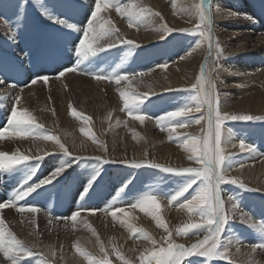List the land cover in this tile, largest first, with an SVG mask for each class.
<instances>
[{"label":"rangeland","instance_id":"rangeland-1","mask_svg":"<svg viewBox=\"0 0 264 264\" xmlns=\"http://www.w3.org/2000/svg\"><path fill=\"white\" fill-rule=\"evenodd\" d=\"M192 1L198 3V0H139L141 6L151 8L153 12L160 13V16L146 17L139 28L129 27L127 20L121 14H119L120 18L118 14L111 13L108 19L112 25L119 29L120 34L126 39L134 40L140 47L132 51L131 54H129V49L124 45L109 48L104 52H99L97 56L91 57L85 64L90 66L94 71H111V68H114L116 64H120L123 61L121 68L123 74L127 71L147 70L152 68L153 65L162 64L165 61H167L168 67L178 59L188 60L190 69H188L189 72L187 74L190 77L188 76L189 78L186 81L180 78L181 80L173 79L167 83L161 75L162 68L157 67L150 72H146L145 76H138L139 78L129 77L132 84L127 81L120 83L122 85L127 84L128 89H130L129 92L139 93L141 97L144 94L148 95L150 99L142 107L147 110L149 115L158 116L166 111L174 110L187 101L189 93L181 91V89H189L196 82L200 67L204 63V58L207 55V47L204 45L205 47L197 48L198 50L193 51L191 55H187L188 49L193 46L194 41L197 39L195 35L181 36L178 32H174L171 36H168L167 40H161L160 33L155 29L159 28L165 22L169 27L174 29L193 28L198 23V20L195 17L192 18L185 15L182 11V7L193 3ZM125 2L132 3L133 0H125ZM154 2H157L158 5ZM175 2L176 4L180 2L177 4V7ZM213 5L221 11L214 15V23H216L215 37L221 48L223 47V56L218 61L219 68L216 69L213 78H216L218 75L217 90L221 96L222 111L237 115L264 116V113H255L235 103L238 101V98L245 100L249 95L255 93L261 88L260 83L264 81V35L262 34L264 33V0H213ZM93 7L94 0H86V2L85 0H0V20L2 21L3 19V24L8 28V35H4V38L8 39L12 31L15 33L11 47L7 49L3 48L0 41V78L5 77V83L14 88H19V86L27 88L31 86V95L34 96V107L37 109L32 114L36 117L37 122L43 124L45 129L51 133H53V129L48 128L50 122L49 120L44 121V117L51 113L50 116L56 118L63 110V107H65L68 110L66 115H69L70 120L74 121L77 125V133L80 136H86L87 139L91 140L92 136H95L97 138L95 141L97 144L103 141L107 148H109V141L107 140L111 138V134L116 135V133L113 134L112 132H115L116 127L119 125V127H122L121 130H124L128 142L131 141L132 144H137L135 145V147L138 146L136 149L141 151V153H147V155L145 158L130 159L128 156L130 155L129 153L126 154L128 157H122L121 154L116 152V149L109 150L110 152L107 156L102 153L80 155L72 152L74 156L86 158L103 157L117 162L98 165L95 159H82L74 163V167L67 168L64 173L53 180L52 183L48 184V186L45 185L41 189H38L37 191L42 193L41 196L36 197V193H33L24 201L19 202L20 205H35L39 208L42 206L40 209L46 214L48 213L47 215L52 218L70 217L77 209L81 208L101 209V211H96L95 213L81 211V215L75 223L71 220L57 219L58 221H50L42 224L37 219L31 218L27 212L20 213L14 208L8 209L10 211L6 212V214L11 213L10 215H14L16 220L10 219V215L4 216L5 211L4 213H0V218L4 219L5 226L19 239L25 240L26 242L33 239L32 241L38 245V250L46 254L51 264H88V261L76 252L75 245L77 242L79 244L81 243L80 247L83 250L92 254L93 261L103 257L104 253L100 250V245L103 244L104 251L108 253V259L111 264H123L120 256L130 260L132 264H140V253L145 248H150L151 243L137 238L127 227L123 226L120 223V220L123 219L119 213V220H117L111 216L110 212L105 213L102 209L106 206H130L135 198L145 192L154 191L159 194L170 193L183 183V177L164 173L161 169L147 166L139 168L132 167L129 164L120 163L119 161H151L162 166L178 168L196 165L187 159L189 153L185 154L184 149L182 147L179 148V144L175 141V138L169 140L167 132L161 131L154 119H146L143 125L134 119H132L133 123H129L127 118L131 116L124 110L123 100L117 99L118 95L116 96L112 90L114 88L112 86L116 83L110 82L109 80L98 81L90 75L80 74L79 72H65L64 76L59 77V72L75 66L76 57L74 49L78 47L79 40L82 38V31L79 32L78 28L83 30L86 27ZM162 12L163 14L165 13V18L162 16ZM230 12L240 15L231 16L229 15ZM245 13L251 16L252 19L245 18L243 15ZM161 17H163V20H161ZM56 19L64 20L65 24L51 22V20L54 21ZM216 20L218 21L216 22ZM68 24L77 26L78 28L76 30L69 29L67 27ZM216 26L219 29L216 30ZM129 29L133 30V33L128 34V32H125ZM150 32L154 35L151 36ZM157 33L159 35H156ZM248 34L251 35V40L248 38ZM0 40H2L1 36ZM42 45L53 46L59 53L58 59L52 62L37 63V57ZM96 46L94 45V47ZM201 48L202 50L199 51ZM201 55L203 56L202 59L200 58ZM182 56L183 58H181ZM35 76H48L49 80L47 83L40 80V82L32 86L31 79ZM149 79L150 81H148ZM155 83L158 85H155ZM249 85L251 89L248 88ZM166 89L176 90L166 91ZM1 98L0 101L3 100ZM119 102H122L121 104L123 105L120 109L125 114L121 119L117 116L113 117L114 109ZM11 106L13 107L14 104L11 103ZM105 108L109 110L108 117H111L109 119H105L106 117L102 116ZM7 109H0V129L6 125L10 116L12 108L9 107ZM73 109L81 113L82 116L91 117V119L85 123L82 119L73 117L71 115ZM191 115L199 117L201 113H193ZM5 120L6 123L3 124ZM150 122L155 123L154 130L150 129ZM64 124L67 125L66 120H64ZM206 127V124L204 126V123L201 121L200 125H191L182 129L176 128L175 135L202 137L205 135V131L202 129H206ZM226 127L232 130L234 136L237 137L236 140L239 139L237 141L244 139L247 144L253 145L258 150V153L264 157V121H229L226 122ZM82 128L90 130L91 135H85L81 131ZM59 132L60 129L54 127L55 135L61 137ZM119 141L117 140L116 143L118 146L120 145ZM61 142L71 152L69 144L63 141ZM166 146L175 151L179 150L181 156L179 153L174 152V160L171 158L168 162L162 159L159 153ZM228 151L235 154V161L237 162L243 161L247 163L249 161L241 160L242 158L240 157L242 154L239 153V150L229 149ZM49 153L54 154L45 155V158L39 162L37 172L30 183H35L39 179L47 177L58 164L64 162V157L59 151L55 150ZM28 163H33L32 165L37 164L36 161H29ZM17 167L23 168V165ZM97 167L100 168V175L92 183V187L85 191L88 180ZM232 171L229 172L230 176L237 177L248 188L259 189L256 185L255 187L251 186L253 183L251 182L252 178L249 174ZM260 174L261 179L264 180V163L260 167ZM23 176L24 172L22 171L4 172L0 170V202L6 201L13 194V189L19 186V182ZM129 180L131 183H127ZM261 185L262 183L258 186ZM193 187L195 188L196 186L194 185ZM221 187L224 189L222 194L225 198L226 209L230 205L227 196L232 194L238 197L240 206L246 212L250 213L257 221H264V190L249 192L241 189L238 185L232 184H225ZM99 189H102L104 192L101 193ZM191 191L190 189L189 192ZM185 195H188V193ZM33 197H36V199H33ZM162 201L166 202L167 200L163 199ZM160 203V214L169 230H174L176 227L189 222L186 210L178 209V215H176L177 209L173 211L171 209L169 210L166 205L162 204V202ZM169 206L171 208H178L177 203ZM136 209L138 217L136 216L134 220H129L130 222L134 223L137 228L144 229L148 234L155 237L156 240H160L162 236L166 235L164 230L156 224L150 215L142 212L139 208ZM140 215L142 221L139 219ZM32 219L35 220L36 225L34 223L31 224L30 221ZM114 221L116 222L115 224H113ZM106 222L111 227L106 225ZM193 222H200L199 218L194 217ZM89 225L91 226L90 228ZM92 228L95 229V235L91 231ZM21 234H23V237ZM225 235L232 236L233 241L239 239L240 244L243 243L244 245L250 246L251 244L264 240V226L249 227L236 218L230 221L229 227L226 226ZM173 238L176 243L184 244L185 246L196 242V240L191 242L196 237L176 236L174 231ZM199 238H202V235ZM73 240L74 243H72ZM117 250L120 256L116 255ZM52 252H55V255H52ZM0 255L3 256L2 253ZM228 256V260H213L208 261L207 264H229L230 261H234V264H242L232 253L229 252ZM30 259L26 258L25 264H29ZM190 259L199 260L204 264L203 258L191 257Z\"/></svg>","mask_w":264,"mask_h":264},{"label":"snow or ice","instance_id":"snow-or-ice-1","mask_svg":"<svg viewBox=\"0 0 264 264\" xmlns=\"http://www.w3.org/2000/svg\"><path fill=\"white\" fill-rule=\"evenodd\" d=\"M86 2V0H85ZM175 6V4H174ZM114 9L120 13L128 22L129 27H137L145 21L148 16H160V13L153 12L151 8L143 7L139 4V0H133L132 3L125 0H94V7L91 10L90 17L86 27L81 30L77 26L68 24L69 29L82 31V38L79 40L78 47L74 49L76 62L74 67L66 68L59 72V77L65 75V72H79L94 77L96 80H109L119 85L122 81L131 83L129 77L144 76L146 72H150L157 67L166 68L167 61L162 64L153 65L152 68L142 71H127L122 74L121 68L123 61L116 64L111 71H94L90 66L86 65L91 57L97 56L99 52H104L109 48H115L124 45L129 49V54L139 48L140 45L134 40L126 39L120 34L119 29L112 25L109 19L101 16L102 12ZM182 11L189 17H195L198 23L191 29H174L168 24L162 23L159 28L155 29L160 33L161 40H167L174 32H178L181 36L195 35L197 39L193 46L187 51V55H191L193 51L204 45L207 47V55L204 63L200 67L199 76L195 83L189 89H181L189 93L187 101L174 110L166 111L158 116H151L142 106L150 98L147 94L142 97L139 93L129 92L127 90H119V94L124 102V110L134 120H138L141 124L146 119L155 120L160 130L167 132L169 140L175 141L189 153L187 159L192 161L196 166L191 167H172L162 166L151 161H119L120 163L129 164L132 167H151L161 169L164 173L178 175L183 177V183L170 193L159 194L154 191L145 192L134 199L130 204L132 209L139 208L142 212L150 215L156 224L162 228L166 235L160 240L148 234L144 229L137 228L132 222L120 220V223L137 238L149 241L150 248H145L140 253V264H202L199 260L190 259L191 257L203 258L204 264L208 261L229 259V251L233 245V237L225 235L226 226H230V221L238 218L241 223L249 227L264 226V221H257L250 213L246 212L241 206L237 196L229 194L227 200L230 202V208H225V198L222 196L224 189L221 187L225 184L238 185L241 189L249 192H257L260 189L248 188L243 181L237 177L230 176L229 172L233 168H243V161H235V154L228 151V147H237L234 141V134L230 128L226 127L229 121H264V116L253 115H237L222 111L221 96L217 90V79L213 78V73L219 68L218 61L223 56V49L214 35V15L218 13L219 8L213 7V0H198V3L184 5ZM229 15L237 16L238 13L230 12ZM245 18L251 20L248 14H243ZM163 20V17H161ZM56 23L65 24L62 19L54 20ZM15 33L8 36L10 40L14 39ZM99 41H104L99 43ZM94 45H97L94 47ZM27 55V53H25ZM59 57L58 51L50 45H42L37 57V63L52 62ZM183 58V57H181ZM82 65H84L82 67ZM40 80L48 82V76H35L31 79V84H36ZM0 83L3 79L0 78ZM176 89H166V91H175ZM21 92L23 89L20 90ZM155 94V93H153ZM21 103V97L18 94L14 99V106L11 109L10 116L6 125L0 129V138H19L30 139L35 141H51L57 146V151L62 153L64 162L58 164L47 177L39 179L35 183H30L35 176L38 164L45 158V155L54 153H45L44 155H25L18 150L9 154L0 151V170L4 172L22 171L24 176L19 182V186L13 189V194L3 202H0V209L14 208L20 213L27 212L31 217L39 213L41 209L35 205H20V201H24L27 197L36 193V197L42 195L38 192L43 186L53 182L57 177L71 168L74 163L82 159H95L98 165L116 163L115 160L105 159L103 157H80L74 156L68 150L61 139L46 130L44 125L38 123L36 117L29 111L27 107H18ZM193 113H201L199 117H194ZM71 115L75 118L82 119L87 123L91 117H84L76 111L72 110ZM201 121H206L205 135L202 137L195 136H177L176 128H187L191 125H200ZM11 130V131H10ZM85 135H91L90 130L81 129ZM95 142L97 138L92 136ZM105 152L107 146L103 141L99 142ZM239 149L241 152H247L250 156L258 150L244 139L239 141ZM39 151V150H38ZM147 155V153H145ZM29 161H36L37 164H29ZM23 165V168L17 166ZM100 175V168L97 167L91 175L85 187V191L92 187V183ZM127 183H131L129 180ZM196 186L195 188L193 186ZM192 190L189 192V190ZM46 190V189H45ZM188 193V195H185ZM83 195V194H82ZM33 197V199H36ZM182 198V199H181ZM166 199L169 205L177 203L181 210L188 213L189 222L182 226L169 230L161 217L160 201ZM81 211L95 213L101 209H77L70 217H56V219L71 220L73 223L81 215ZM105 213L110 212L114 219L119 220L118 213H123L125 217L129 215L124 207L106 206L102 209ZM50 214V213H49ZM198 217L200 222H193V218ZM31 223H35L32 219ZM91 226L89 225V228ZM95 235V229H91ZM173 231L176 236L180 237H197L195 243L188 246L176 243L173 238ZM202 235V238H199ZM97 239H99L97 237ZM239 239L236 240L237 251H239ZM250 252L256 249L264 250V240L249 246ZM76 252L84 257L88 264H111L108 259V253L104 251L103 244L100 250L104 253L103 257L95 261L92 260V254L83 250L79 242L75 245ZM0 253L6 259L8 264H25L26 258H31L29 264H51L46 254L38 250L36 243H28L19 239L9 228L5 226V221L0 218ZM55 255V252H52ZM116 255L120 256L119 251ZM123 264H132L130 260L124 259ZM229 264H234L230 261ZM255 264V262H253Z\"/></svg>","mask_w":264,"mask_h":264},{"label":"bare ground","instance_id":"bare-ground-1","mask_svg":"<svg viewBox=\"0 0 264 264\" xmlns=\"http://www.w3.org/2000/svg\"><path fill=\"white\" fill-rule=\"evenodd\" d=\"M156 1V0H155ZM158 1V0H157ZM178 1V0H177ZM180 1V0H179ZM215 1V0H214ZM186 2V1H185ZM191 2V1H190ZM193 2V1H192ZM195 2V1H194ZM157 4V2H154ZM180 3V2H179ZM177 3V4H179ZM160 4V3H159ZM176 4V2H175ZM177 4H176V7H177ZM4 6V5H3ZM225 6V5H224ZM161 7V6H160ZM214 9L217 8L213 5ZM163 8V7H162ZM169 8V7H168ZM223 8V7H222ZM42 10V9H41ZM40 10V11H41ZM165 11V10H163ZM171 11V10H170ZM246 11V10H245ZM11 12V11H10ZM116 14H120V13H117L114 9H109L108 11L106 12H102L101 13V16H103L105 19H108L109 15L112 13ZM221 12V11H220ZM242 12V11H241ZM169 13V12H168ZM183 13V12H181ZM244 13V12H243ZM163 14V12H162ZM165 14V13H164ZM164 14L162 16H164ZM178 14V13H177ZM218 14V13H216ZM4 15V13H3ZM168 15V14H167ZM182 16H184L183 14H181ZM174 16V15H173ZM243 16V15H241ZM120 17V15H119ZM187 17V16H186ZM2 18V17H1ZM7 18V17H6ZM121 18V17H120ZM165 18V16H164ZM168 18V17H167ZM193 18V17H192ZM9 19V18H8ZM48 20V18H46ZM52 19V18H50ZM49 19V20H50ZM167 20V19H166ZM170 20V19H169ZM173 20V19H172ZM181 20V19H180ZM187 20V19H186ZM191 20V19H190ZM215 20V19H214ZM3 21V19H2ZM0 20V36L2 37V40L1 41V44L3 46V48L7 49L9 47L12 46L13 42L12 40H10L9 38L6 39L4 38V35L7 36L8 35V28L5 26V24H3L4 22H2ZM193 21V19H192ZM196 21V20H195ZM194 21V22H195ZM218 20H216L217 22ZM249 21V20H248ZM51 22L53 23L54 21L51 20ZM175 22V21H174ZM193 22V23H194ZM177 23V22H176ZM50 24V23H49ZM179 24V23H178ZM186 24V23H185ZM190 24V23H189ZM215 24L214 23V29H215ZM173 25V24H172ZM181 25V24H180ZM183 25V24H182ZM188 25V24H187ZM258 25V24H257ZM186 26V25H184ZM254 26V25H253ZM152 27V26H151ZM178 27V26H177ZM192 27V26H191ZM219 29L218 26H216V30ZM143 30V29H142ZM50 31V30H49ZM149 31V30H148ZM125 32H128V34L130 33H133V30L129 29L128 31L126 30ZM144 33V32H143ZM152 32H150L151 34ZM264 35V33H262ZM154 35V34H151V36ZM156 35H159L158 33ZM155 35V36H156ZM214 35L216 36L215 34V31H214ZM249 35V34H248ZM149 37V36H148ZM154 37V36H153ZM157 38V37H155ZM248 38L251 40V35L248 36ZM6 39V40H5ZM134 39V38H133ZM137 39V38H136ZM143 40V39H142ZM260 40V39H259ZM141 41V40H140ZM148 41V40H147ZM225 41V40H224ZM104 41H99V43H103ZM143 42V41H142ZM145 42V40H144ZM143 42V44H144ZM148 43V42H147ZM205 47V46H204ZM203 48V46H202ZM199 49L200 50H202ZM223 48V47H222ZM198 50V49H197ZM31 52V51H30ZM202 52V51H201ZM199 54V53H198ZM202 54V53H201ZM185 55V54H184ZM200 55V54H199ZM203 55V54H202ZM200 56V58L202 59L203 56ZM187 56V55H186ZM183 57V56H182ZM185 57V56H184ZM188 61V60H187ZM186 60L184 59H178L176 62L172 63L171 65H169L168 67L166 68H162V76L163 78L165 79V81L168 83L170 82V80H173V79H176V80H179L180 78H182V80H187L190 76L187 74L189 71L188 69H190V63H188ZM201 65V63H200ZM160 70V69H159ZM193 71V70H192ZM199 71V70H197ZM215 73V72H214ZM213 73V74H214ZM149 74V73H147ZM159 74V73H158ZM193 75V74H192ZM145 76V75H144ZM189 76V77H188ZM196 76V75H194ZM137 78H139L138 76H136ZM192 77V76H191ZM3 78V83H0V97H2L0 101V109H9L10 108H13L11 106V103L14 104V99L15 97L19 94L20 97H21V103L18 107H27L29 109L30 112H34V111H37V109L34 107V102H33V95H31L32 91H31V86L27 87V88H23L21 86H19V88L17 87H12V86H9L8 84L5 83V77H2ZM152 78V77H151ZM160 78V77H159ZM194 78V77H193ZM192 78V79H193ZM153 79H156V78H153ZM152 79V80H153ZM69 80V79H68ZM136 80V79H134ZM181 80V79H180ZM191 81V79H189ZM188 80V82H189ZM133 81V80H132ZM140 81V80H139ZM150 81V79L148 80ZM154 81V80H153ZM260 81V80H259ZM40 82V81H39ZM157 82V81H156ZM173 82V81H172ZM151 83V82H150ZM166 83V84H167ZM183 83V82H182ZM107 84V83H106ZM126 84V83H125ZM132 84V83H131ZM149 84V83H147ZM157 83H155L156 85ZM178 84V83H177ZM190 84V83H189ZM33 86V84H31ZM35 85V84H34ZM134 85V84H133ZM158 85V84H157ZM180 85V84H179ZM186 85V84H185ZM145 86V85H144ZM35 87V86H34ZM108 87V86H106ZM112 87H114L112 90L114 91V93L116 94L117 96V99H120V100H123L122 97L120 96L119 94V90H127V91H130V89H128L127 87V84L126 85H122V84H115L113 85ZM148 87V86H147ZM165 87V86H164ZM170 87V86H168ZM251 86L249 85L248 88H250ZM260 87L255 93L249 95V97H247L245 100H242V98H238V101H236L235 103L238 104V106H241V107H244L245 109H249L255 113H259V114H263L264 113V81H262L260 83ZM130 88V87H129ZM138 88V86H137ZM21 89H23L22 91V95H21ZM165 89V88H163ZM162 89V90H163ZM251 89V88H250ZM161 90V89H160ZM255 90V89H254ZM111 91V92H113ZM156 91V90H155ZM247 91V90H246ZM252 91V90H251ZM250 91V92H251ZM60 92V91H59ZM98 92V91H97ZM109 92V90H108ZM144 92V91H143ZM146 92V91H145ZM249 92V91H248ZM30 93V94H29ZM95 93V91H94ZM106 93H107V90H106ZM41 94V92H40ZM40 94L38 93V95L40 96ZM43 94V93H42ZM47 94V93H46ZM44 95V94H43ZM100 95V94H99ZM248 95V94H247ZM95 96V95H94ZM115 96V97H116ZM120 96V97H119ZM112 97V96H111ZM113 98V97H112ZM39 99V98H38ZM100 99V98H99ZM103 99V98H102ZM101 99V101H102ZM107 99V98H106ZM104 100V99H103ZM36 101V99H35ZM39 102V101H38ZM101 103V102H100ZM110 103V102H109ZM122 102H119L118 104H116V107L114 109V113H113V117L114 116H117L118 118H123L125 116V114L121 111L120 107L122 108V105L121 104ZM95 104V103H94ZM47 105V104H46ZM64 105V104H63ZM94 106V105H93ZM102 106V105H101ZM57 107V106H56ZM99 107V106H98ZM61 108V107H60ZM226 108V107H225ZM7 109V110H8ZM48 109V108H47ZM97 109V108H96ZM103 109V108H102ZM101 109V110H102ZM52 110V109H51ZM61 110V109H60ZM65 107H63V110L59 113V116H56V118H52L49 115H46L44 118V121L45 120H49L50 124H49V127L48 128H51L53 129V133H54V127H58L60 129V136L59 137L61 139V141L65 142V143H68L69 146H70V150L71 152L75 153V154H84V155H95L96 153H102L103 155L105 154V156H107V154L110 152L109 150H113V149H116V152H118L119 154L122 155V157H128L130 159H139V158H145L146 155L144 153H141V151L137 150L136 148L138 147H135V145L137 144H132V142H128L127 138H126V134L124 133V130H121L122 127H119V125L116 127L117 129L115 130V132H112L113 134L116 133V135H112L111 134V138L107 141H109V148H107V152H105L101 146V144H97L96 142H94L93 140L91 139H87L86 136H80V134L77 133V125L74 123V121L70 120V118L66 115V113L68 112V110L65 112ZM113 110V109H112ZM6 111V110H5ZM44 111V110H43ZM48 111V110H47ZM58 111V109H57ZM70 111V110H69ZM99 111V110H98ZM109 110L108 109H104L103 110V117H106L105 119H109L111 117H108V112ZM45 112V111H44ZM51 112V111H50ZM112 113V112H111ZM99 114H100V111H99ZM5 115V113H4ZM38 115V114H37ZM6 116V115H5ZM39 116V115H38ZM112 116V114H111ZM68 118V120H67ZM126 118V117H125ZM100 119V118H99ZM114 119V118H113ZM129 123H133L132 121V117H128L127 118ZM64 120L67 121V125L64 124ZM126 120V119H124ZM105 122V120H104ZM204 123V126H205V122L206 121H202ZM6 123V120L3 121V124ZM46 123V122H45ZM107 123V122H106ZM128 123V124H129ZM138 123V122H137ZM151 124V127L150 129L151 130H154L155 129V123L153 122H150ZM146 124V123H145ZM141 125V124H139ZM143 125V124H142ZM207 126V125H206ZM133 128V127H132ZM179 129H182V128H179ZM11 131V130H10ZM187 131V130H186ZM140 133V132H139ZM163 133V132H162ZM55 134V133H54ZM154 135V134H153ZM145 137V136H144ZM235 137V136H234ZM146 138V137H145ZM153 138V137H152ZM151 138V139H152ZM237 137L234 138V143L237 145V147L235 148H232L231 146L228 147V150H235V151H240L239 149V139L236 140ZM129 139H132V138H129ZM159 139V138H158ZM117 140H120V145H116L117 143ZM167 140V139H166ZM165 141V140H164ZM144 142V140H143ZM142 142V143H143ZM107 143V144H108ZM135 143V142H134ZM138 143V142H137ZM149 143V142H148ZM152 143V142H151ZM157 143V142H156ZM131 144V145H130ZM141 144V142H140ZM150 144V143H149ZM154 144V143H153ZM249 144V143H248ZM142 145V144H141ZM155 145V144H154ZM157 146V145H156ZM161 146V145H160ZM175 146V145H174ZM116 147V148H115ZM141 147V146H140ZM148 147V146H147ZM152 147V146H151ZM162 147V146H161ZM160 147V148H161ZM181 146L179 145V148ZM57 149V146L54 145V142H51V141H35L33 142L32 140L30 139H19V138H0V151L2 152H8L9 154L15 152V151H19L25 155H30V156H35V155H44L45 153H49L51 151H55ZM144 149V148H143ZM149 149V148H148ZM39 150V151H38ZM177 150V149H176ZM147 151V150H146ZM150 151V150H149ZM143 152V151H142ZM159 152V151H158ZM174 152H177L179 153L180 151L177 150H172L170 149L168 146L166 147H163L160 151V156L162 159H165L166 161L169 162V160L173 157V154ZM130 154V155H126V154ZM185 154H187V152L184 151ZM242 154V156L240 158H242L241 160L244 159V161L246 160H249L247 163L244 164V167L243 168H233L231 171L232 172H243L244 174H249L251 176V182L253 183L251 186L255 187V185L260 189V190H264V180L261 179V174H260V167L261 165H263L264 163V157L262 156V154H259L258 151L253 154V155H249L247 152H239ZM180 155V153H179ZM159 156V155H158ZM175 156V155H174ZM177 156V155H176ZM181 156V155H180ZM260 158H261V161H260ZM174 160V159H173ZM176 160V159H175ZM161 161V160H160ZM180 162H182L180 160ZM165 163V162H164ZM177 163V162H176ZM33 164V163H32ZM184 164V163H183ZM182 165V163H181ZM52 166V165H51ZM74 167V166H73ZM38 180V179H37ZM250 181V180H249ZM260 183H262L261 186H258ZM61 185V184H60ZM250 185V184H249ZM48 186V185H47ZM99 191H101V193H103L104 191H102V189H99ZM223 193V192H222ZM222 196H224L222 194ZM162 202V204L166 205L168 208L167 209H171L172 211L174 209H177V214L178 215V209H180L179 207L177 208H171L169 206V204L167 203V201H160ZM33 204V203H32ZM42 207V206H41ZM40 207V208H41ZM228 207V206H227ZM125 208V211L127 213H129V215L127 217H125V215L123 213H119V215H121V218L123 220H134L136 218V216L138 217L137 215V212L135 209H132L130 206H124ZM229 208H230V205H229ZM8 209H13L11 207L9 208H5V209H0V213L5 211V214L4 216H9L11 213H7ZM164 213V212H163ZM175 213V212H174ZM48 214V213H47ZM43 210H41L39 213L35 214L34 217H31L29 214V216L31 218H34V219H37L40 223L42 222V224H46L47 222H50V221H58L56 218H52L50 217L49 215H47ZM85 214V213H84ZM139 214V213H138ZM61 215V214H60ZM59 215V216H60ZM146 215V214H145ZM89 216V215H88ZM180 217V216H179ZM10 219H13V220H16L15 219V216L13 215H10L9 216ZM29 219V218H28ZM27 219V220H28ZM103 219V218H102ZM141 221H142V217L140 215V218H139ZM172 219V218H171ZM180 219V218H179ZM101 220V219H100ZM106 220V219H105ZM104 220V222H105ZM138 220V219H137ZM168 220V219H167ZM170 220V219H169ZM30 221V220H29ZM70 221V220H68ZM109 222V220H107ZM139 221V220H138ZM36 223V222H35ZM34 223V224H35ZM116 222L114 221L113 224H115ZM136 223V222H135ZM150 223V222H149ZM32 224V223H31ZM102 224V223H101ZM134 224V223H133ZM137 224V223H136ZM36 225V224H35ZM104 225V224H103ZM106 225H109L107 222H106ZM146 225V224H145ZM153 225V224H152ZM111 227V226H110ZM115 227V225H114ZM97 228V227H96ZM99 228V227H98ZM107 228V227H106ZM113 228V227H112ZM149 228V227H148ZM153 228V227H152ZM157 228V227H156ZM22 229V228H21ZM31 229V228H30ZM28 229V230H30ZM93 229V228H92ZM110 229V228H109ZM122 229V228H121ZM162 229V228H161ZM23 230V229H22ZM149 230V229H148ZM159 230V229H158ZM106 231V230H105ZM116 231V230H115ZM151 233V232H150ZM22 237H23V234H21ZM154 235V234H153ZM121 236V235H120ZM28 237V236H27ZM26 238V236H25ZM34 238V237H33ZM79 238V237H78ZM81 239V238H80ZM197 239L196 238H193L191 240V242H194L195 240ZM33 240V239H32ZM32 240H30L28 243H34ZM84 240V239H83ZM141 240V239H140ZM139 240V241H140ZM237 240V239H235ZM146 241V240H145ZM53 242V241H52ZM85 242V241H84ZM142 242V241H141ZM140 242V244H141ZM74 243V240L73 242ZM134 243V242H133ZM146 243V242H145ZM81 244V243H80ZM87 244V243H86ZM131 244V243H130ZM143 244V243H142ZM145 247V246H144ZM230 253H232L234 255V257H236V259L239 260V262H241L242 264H253V262H255V264H264V250H261V249H256L255 252H250V248H249V245H244L243 243L242 244H239V251H237V245H236V241H233V245L232 247L230 248ZM233 260V259H231ZM74 262V261H73ZM68 263V262H67ZM0 264H8V262L6 261V259L0 255ZM83 264V263H82Z\"/></svg>","mask_w":264,"mask_h":264}]
</instances>
